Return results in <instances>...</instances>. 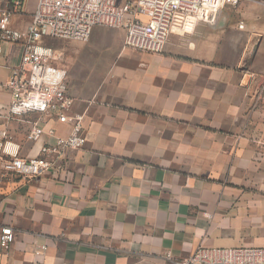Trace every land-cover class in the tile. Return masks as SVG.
Here are the masks:
<instances>
[{"label":"crops","instance_id":"obj_1","mask_svg":"<svg viewBox=\"0 0 264 264\" xmlns=\"http://www.w3.org/2000/svg\"><path fill=\"white\" fill-rule=\"evenodd\" d=\"M35 4L14 26L25 28ZM263 13L264 0H205L201 14L174 15L158 53L102 26L66 48L55 65L86 140L42 153L69 123L37 112L0 122L20 156L49 160L3 184L0 228L14 239L0 245V264H175L199 246H264ZM3 50L0 109L23 44ZM32 121L44 130L35 140Z\"/></svg>","mask_w":264,"mask_h":264},{"label":"built area","instance_id":"obj_2","mask_svg":"<svg viewBox=\"0 0 264 264\" xmlns=\"http://www.w3.org/2000/svg\"><path fill=\"white\" fill-rule=\"evenodd\" d=\"M26 0H4L0 4V66L5 43H22L18 65L11 67L5 87L10 101L0 109V122L24 120L29 113L54 115L60 123H69L70 132L56 137L55 144L44 146L59 152L77 149L86 140L84 113L73 110L74 98L68 92L65 70L55 65L59 54L46 39L87 42L94 27L123 28L125 45L158 53L168 37L177 13L201 14L205 0H36L24 29L14 26L13 18L23 13ZM239 27H243L240 24ZM264 77V75H263ZM264 91V81L262 83ZM36 121L30 123L26 138L35 140L43 133ZM49 166L45 156L22 157L19 145L6 129L0 132V195L11 174L23 179L38 176ZM10 225L0 228V245L7 249L13 242ZM175 264H264V246L235 248L197 247L190 256Z\"/></svg>","mask_w":264,"mask_h":264},{"label":"rangeland","instance_id":"obj_3","mask_svg":"<svg viewBox=\"0 0 264 264\" xmlns=\"http://www.w3.org/2000/svg\"><path fill=\"white\" fill-rule=\"evenodd\" d=\"M26 2H27V0L25 1V3ZM46 43L51 45L53 48L56 49L57 53L59 54V56H58V60L59 61L66 62L65 60H67V59L64 58V55H63V53L65 52L66 48L71 47L75 43H85V42L76 41V40H69V39H54V38H51V39H46Z\"/></svg>","mask_w":264,"mask_h":264}]
</instances>
